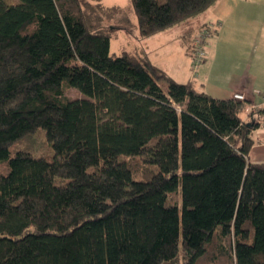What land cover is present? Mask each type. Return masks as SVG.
Returning <instances> with one entry per match:
<instances>
[{
    "label": "trees",
    "instance_id": "trees-1",
    "mask_svg": "<svg viewBox=\"0 0 264 264\" xmlns=\"http://www.w3.org/2000/svg\"><path fill=\"white\" fill-rule=\"evenodd\" d=\"M216 2L131 7L147 38ZM128 10L0 0V264H264V162L249 159L264 107L111 53ZM37 132L49 154L24 146Z\"/></svg>",
    "mask_w": 264,
    "mask_h": 264
},
{
    "label": "crops",
    "instance_id": "crops-1",
    "mask_svg": "<svg viewBox=\"0 0 264 264\" xmlns=\"http://www.w3.org/2000/svg\"><path fill=\"white\" fill-rule=\"evenodd\" d=\"M103 3L120 6L106 4L104 0ZM130 3L120 7L132 10ZM206 23H217L218 28L208 44L206 57L195 71L190 56L192 44L198 29ZM120 28L128 29L136 42L133 51H128L147 56L178 82L195 83L199 89L218 98L234 97L240 92L251 101L247 107H264V0H217L196 18L147 38L139 37L137 17L131 28L124 25ZM168 43L176 45L173 56L184 55L182 64L165 65V57L157 52ZM245 118L248 117L245 115ZM252 135L255 142L249 159L263 163L264 123L254 129Z\"/></svg>",
    "mask_w": 264,
    "mask_h": 264
},
{
    "label": "rangeland",
    "instance_id": "rangeland-1",
    "mask_svg": "<svg viewBox=\"0 0 264 264\" xmlns=\"http://www.w3.org/2000/svg\"><path fill=\"white\" fill-rule=\"evenodd\" d=\"M7 2L9 3H18L19 0H7ZM104 2L107 4H112V5H120V6H129L128 3L131 2V0H104ZM131 6V3H130ZM132 8V7H131ZM128 10V8H126ZM131 10V9H130ZM128 10L126 12V14L128 15L129 21H130V25L129 28L132 27V23L134 22L135 18H136V14L134 13L133 8L130 11ZM121 17V14H117L115 16L116 19H119ZM118 20H111L110 23L112 24H116V23H121V22H117ZM107 24H109V22H107ZM121 25H114L111 33H112V37H111V53H121L124 50H131L133 51L136 42L134 40V38L129 34L130 31L124 30L122 28H120ZM175 46L173 43H168L166 46H163L157 53L163 57H165L164 59V63L165 65H167V67H170V64L174 63V64H182V59L185 58L183 54H181L180 56H173V52H176ZM191 56V63H192V67H193V62H194V55L190 54ZM194 69V68H193ZM66 95L68 98H78V97H84V94L75 88H69L66 92ZM264 123V122H263ZM24 146H31L34 145L36 147H39V150L46 152L47 154L50 153V145L46 142L44 134L42 132H37L35 133V135L33 137H27L25 138V141L23 142ZM141 170V167H140ZM141 175V174H140ZM225 243H229L228 241H225ZM216 245H214L215 247ZM228 246V245H227ZM212 252L214 254L217 253L216 249H213ZM225 259V260H224ZM222 258L223 262L222 264H234V261L232 259V257H225ZM209 259L208 257H206L205 259V263H208ZM215 264V263H214ZM218 264V262H217ZM220 264V263H219Z\"/></svg>",
    "mask_w": 264,
    "mask_h": 264
},
{
    "label": "built area",
    "instance_id": "built-area-1",
    "mask_svg": "<svg viewBox=\"0 0 264 264\" xmlns=\"http://www.w3.org/2000/svg\"><path fill=\"white\" fill-rule=\"evenodd\" d=\"M218 28L217 23H210L196 33L193 42L192 54L194 55L193 68L196 71L201 64L202 60L206 57L207 47L210 40L214 36L215 29ZM234 98L238 100H246V96L243 93L236 92ZM258 108L255 106L247 107L245 112L248 116L250 113L257 111Z\"/></svg>",
    "mask_w": 264,
    "mask_h": 264
}]
</instances>
